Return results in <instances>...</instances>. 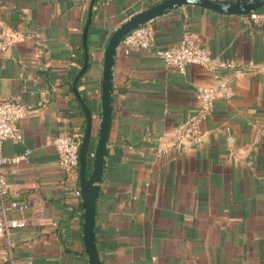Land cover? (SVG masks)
I'll list each match as a JSON object with an SVG mask.
<instances>
[{
	"label": "crops",
	"instance_id": "1",
	"mask_svg": "<svg viewBox=\"0 0 264 264\" xmlns=\"http://www.w3.org/2000/svg\"><path fill=\"white\" fill-rule=\"evenodd\" d=\"M161 0H96L88 33L89 66L77 83L93 111L97 135L105 48L131 14ZM90 0H0V99L30 111L8 138L7 192L0 206L16 220L0 237V264H88L83 209L59 164L54 140L85 129L73 91L84 49ZM223 14L184 5L149 23L153 45L125 53L113 67V121L96 205L95 239L103 264H264V7ZM185 33L212 56L244 70L184 71L155 54ZM255 67L250 68V64ZM226 82L202 125L197 146L161 152L172 132L199 104L200 86ZM12 202L24 204L17 210Z\"/></svg>",
	"mask_w": 264,
	"mask_h": 264
},
{
	"label": "built area",
	"instance_id": "2",
	"mask_svg": "<svg viewBox=\"0 0 264 264\" xmlns=\"http://www.w3.org/2000/svg\"><path fill=\"white\" fill-rule=\"evenodd\" d=\"M253 18L258 15L251 13ZM23 35L17 31L8 30L0 40V47L5 49L10 44L21 39ZM155 30L148 22L128 33L121 41L120 47L125 53L142 51L149 49L154 43ZM155 54L164 60L167 66L174 67L179 71H184L189 64H198L206 67L210 71L218 68H230L244 70L238 63L226 62L216 56H212L209 50L198 45L193 37L185 33L178 41L164 48H156ZM250 68L255 64H250ZM227 93L228 85L220 82L218 86H200L197 89L196 97L199 101L197 109L188 114L172 131L164 133L159 137V150L168 152L171 149H183L186 146H197L202 140V125L205 119L211 114L214 101L219 92ZM30 109L21 101L16 99H0V195L7 192V167L19 160L18 156L7 157L2 153V146L6 139L14 138L20 140L22 135L16 125V121L24 117ZM83 137L82 129H74L62 133L55 140L54 144L59 153V164L67 177L73 182L74 194L80 198L78 178L80 144ZM94 150L91 152L93 157ZM11 207L17 210L24 208L23 203L12 202ZM8 208L0 206V237H8L13 226L17 224L7 215ZM5 264H13L12 260H7Z\"/></svg>",
	"mask_w": 264,
	"mask_h": 264
},
{
	"label": "water",
	"instance_id": "3",
	"mask_svg": "<svg viewBox=\"0 0 264 264\" xmlns=\"http://www.w3.org/2000/svg\"><path fill=\"white\" fill-rule=\"evenodd\" d=\"M96 0H90V11L82 32L84 49L83 66L73 81V91L85 114V129L80 144L78 187L83 209L82 241L88 264H103L95 239V216L100 183L103 178L113 121V67L122 39L140 25L167 14L184 5H198L223 14L249 15L264 7V0H161L124 19L110 34L104 53L101 83V111L97 138L94 146L91 170L87 167L88 152L93 137V111L78 91L77 83L89 66L88 33L92 21V9Z\"/></svg>",
	"mask_w": 264,
	"mask_h": 264
},
{
	"label": "trees",
	"instance_id": "4",
	"mask_svg": "<svg viewBox=\"0 0 264 264\" xmlns=\"http://www.w3.org/2000/svg\"><path fill=\"white\" fill-rule=\"evenodd\" d=\"M82 64H83V59H82ZM96 138H97V135L95 133H93L90 149H89V152H88V159H87V167H88L89 171L91 170V164H92V158H93L90 154L94 150ZM77 171L79 172V169Z\"/></svg>",
	"mask_w": 264,
	"mask_h": 264
}]
</instances>
